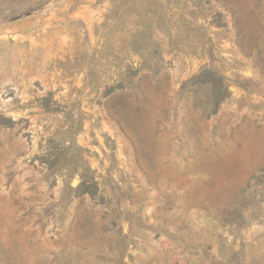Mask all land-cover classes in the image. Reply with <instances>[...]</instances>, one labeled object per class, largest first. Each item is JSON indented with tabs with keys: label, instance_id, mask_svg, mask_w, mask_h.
<instances>
[{
	"label": "rangeland",
	"instance_id": "1",
	"mask_svg": "<svg viewBox=\"0 0 264 264\" xmlns=\"http://www.w3.org/2000/svg\"><path fill=\"white\" fill-rule=\"evenodd\" d=\"M0 264H264V0H0Z\"/></svg>",
	"mask_w": 264,
	"mask_h": 264
},
{
	"label": "trees",
	"instance_id": "2",
	"mask_svg": "<svg viewBox=\"0 0 264 264\" xmlns=\"http://www.w3.org/2000/svg\"><path fill=\"white\" fill-rule=\"evenodd\" d=\"M203 73H204V72L200 73V75L203 74Z\"/></svg>",
	"mask_w": 264,
	"mask_h": 264
}]
</instances>
